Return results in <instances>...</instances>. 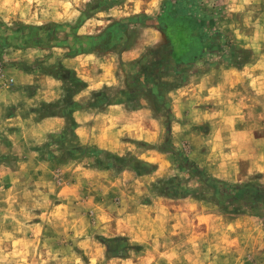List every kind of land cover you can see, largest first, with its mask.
<instances>
[{
	"label": "rangeland",
	"instance_id": "obj_1",
	"mask_svg": "<svg viewBox=\"0 0 264 264\" xmlns=\"http://www.w3.org/2000/svg\"><path fill=\"white\" fill-rule=\"evenodd\" d=\"M129 49L137 57L122 62ZM89 53L90 74L112 64L119 85L78 96L69 60ZM21 74H64V92L32 107L40 83L24 88ZM205 74H226L230 86L241 76L245 108L178 118L176 92L204 87ZM115 103L146 107L149 121L134 117L138 133L119 152L82 143L74 109L100 114ZM17 113L63 118L33 146L35 161L8 139ZM4 168L19 172L12 184ZM204 178L264 188V0H0V185L23 186L13 194L22 200L0 212L44 226L14 246L0 219V264H236L251 254L264 264V208L218 201ZM184 240L190 258L161 254Z\"/></svg>",
	"mask_w": 264,
	"mask_h": 264
},
{
	"label": "crops",
	"instance_id": "obj_2",
	"mask_svg": "<svg viewBox=\"0 0 264 264\" xmlns=\"http://www.w3.org/2000/svg\"><path fill=\"white\" fill-rule=\"evenodd\" d=\"M148 12L149 11L145 10V13ZM147 30V33H150V36L152 35V42H150V44L153 45L157 43V41L160 39V33L157 31V29L147 28ZM136 57V49L123 51L119 56L122 62L132 61ZM96 60L97 57L91 53L79 55L69 60V63L72 64L74 69L77 71V74H73L74 78L80 81L84 86L82 90L76 92V95H87L99 89L100 87H114L119 85L116 75L112 74L111 72L112 64L109 66L110 70L108 69L109 71L106 74H90L93 68L92 65H94L93 63H95ZM82 71H85L86 73L88 72V74H81ZM63 76L64 74H21L20 77L24 79V83H22V85H26L24 88H29L28 86H32L34 83H38V81L40 83V86H38V90L35 95L28 98V103L31 104L32 107H36V105L40 101L49 103L55 98H58L59 95L63 94L64 92V89L62 87L64 80ZM228 77H226V74H205L203 75V81H201V83L204 84V87L198 88L188 86L178 90L173 102V108L178 111V118L184 119L185 122L186 115L185 112L182 113L185 110L194 111L201 108L202 110L208 112H224V110L226 109H233L235 111L244 109L245 106L243 103V98L241 97L244 95V93L241 92V88L238 85L240 83L241 76L238 75L235 76L236 78H232L234 82L231 86L226 85V78ZM236 85H238V87H236ZM24 88L23 90H25ZM196 88L198 89L196 90ZM201 105H204V107H201ZM16 116L17 117L10 118L9 120H11L13 124H16V127H18V129L12 131V135H10L11 133L8 132V139L12 143V148L14 147L15 151L24 153V158L29 160L28 162L35 161L38 156V154L34 150L35 144L40 143L41 136L59 130L64 124L63 118L58 113H53L51 115L40 118V120H38L40 122H36L34 116L24 118L23 116L19 115V113H17ZM149 116L150 111H148L146 107H140L131 111L121 103H115L106 107L104 112L100 114L94 113V111H91L89 109H81V107L74 109L73 113V117L76 122L75 131L80 137V140H82V143L88 145L94 144L100 148L108 149L114 152H119V150L122 149V143L125 141V137L138 133L137 130L131 128L134 126V124L130 122L134 119V117H145L146 121H149ZM189 117H191V119H194L193 117L196 116L190 114ZM2 122H4V120ZM231 123L234 126L237 125L239 123L238 118L233 117ZM4 124L6 125V123ZM138 126L139 124L137 123V127ZM142 126H145V123H143ZM26 128H29V130H27ZM237 133L239 135H242L241 131H238ZM148 134H154V137L157 135L156 133H153L151 131H149ZM35 166L38 167L39 165L36 163ZM20 169L24 170L25 168L22 166ZM28 169L29 174L34 171L31 167ZM16 173L19 172L12 173L4 168V170H2L1 179L2 181H6V183L12 184L13 181L7 182V179H9L8 177L11 174L14 175ZM10 184L4 183V186L0 185V191H2L0 192V209L3 208L6 211H8L6 209L7 207L15 206L14 204L22 200L17 196H13V194L17 190L21 191L23 186H21L20 188H16L14 186L16 184H14L13 186H11ZM29 193L32 196V191H30ZM18 204L20 205L21 203ZM19 205H16V207H18ZM42 217L43 216L41 215L40 219H42ZM178 218L181 221L183 217L180 215ZM0 219L6 223L12 224V227L7 228L5 230V233L8 234L10 238H13L12 242L14 246L18 241L24 240L27 242L28 238H32V236L35 235L34 233H36V235H42L44 226L42 223H40L41 220H35L36 223H31L29 222V220H27V218V221L24 219L17 220L15 214L11 216L8 214H1V212ZM180 221L176 222L174 226L175 228H178ZM21 223H23V226L17 228V224ZM20 228L22 230V234L17 235L18 231H20ZM180 232L178 231L172 234L178 235ZM180 239H182V237L179 238V240ZM186 239H188L187 242H192L194 237ZM175 242L176 241H174V245L172 247H168V249H166L165 252L163 251L161 254L163 256L170 257L169 255H177V252L180 251L179 254L184 253L183 255L185 257L189 256L190 258L191 253L188 252L190 251V249L185 248L184 246L186 244V240H184V242L182 241L181 243ZM14 250L16 251V249ZM155 251H157V248L155 249ZM160 252L161 251L158 250L159 254ZM10 253L13 252L10 250ZM251 255L253 259H259L257 257V254ZM253 259L251 258V263L249 259H244L240 263L236 264H252L254 263ZM232 261L228 263L232 264Z\"/></svg>",
	"mask_w": 264,
	"mask_h": 264
},
{
	"label": "trees",
	"instance_id": "obj_3",
	"mask_svg": "<svg viewBox=\"0 0 264 264\" xmlns=\"http://www.w3.org/2000/svg\"><path fill=\"white\" fill-rule=\"evenodd\" d=\"M216 192V199L223 202H244L247 205H260L264 208V188L253 185H232L204 178Z\"/></svg>",
	"mask_w": 264,
	"mask_h": 264
}]
</instances>
